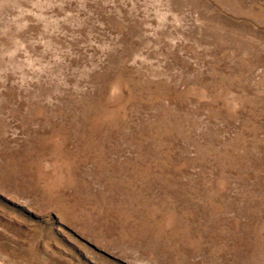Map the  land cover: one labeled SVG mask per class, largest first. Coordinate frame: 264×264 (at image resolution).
Returning a JSON list of instances; mask_svg holds the SVG:
<instances>
[{
  "label": "rangeland",
  "instance_id": "obj_1",
  "mask_svg": "<svg viewBox=\"0 0 264 264\" xmlns=\"http://www.w3.org/2000/svg\"><path fill=\"white\" fill-rule=\"evenodd\" d=\"M0 264H264V0H0Z\"/></svg>",
  "mask_w": 264,
  "mask_h": 264
}]
</instances>
